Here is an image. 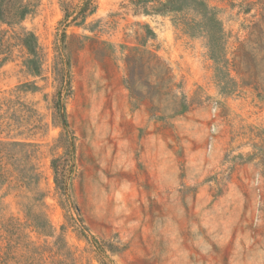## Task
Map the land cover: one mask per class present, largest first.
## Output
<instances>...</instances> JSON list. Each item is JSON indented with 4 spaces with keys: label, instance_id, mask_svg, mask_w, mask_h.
Wrapping results in <instances>:
<instances>
[{
    "label": "rangeland",
    "instance_id": "obj_1",
    "mask_svg": "<svg viewBox=\"0 0 264 264\" xmlns=\"http://www.w3.org/2000/svg\"><path fill=\"white\" fill-rule=\"evenodd\" d=\"M204 1L0 21V264H264V0Z\"/></svg>",
    "mask_w": 264,
    "mask_h": 264
},
{
    "label": "trees",
    "instance_id": "obj_2",
    "mask_svg": "<svg viewBox=\"0 0 264 264\" xmlns=\"http://www.w3.org/2000/svg\"><path fill=\"white\" fill-rule=\"evenodd\" d=\"M64 12L63 19L66 20L71 17L70 21L74 23H82L88 15H91L95 11V0H59ZM3 4L0 3V21L8 25L16 23V21L25 17L31 10L32 0H7V13L3 11ZM132 4L135 9L140 10L142 13H179L184 9L192 10L198 13L206 23L216 21L214 12L207 6L204 0H132ZM200 24V20L195 21ZM208 36L212 39L216 30L211 27L206 29ZM21 43L26 49L27 53L32 57L26 59V63L33 64L34 56L36 55V39L33 33L23 32L21 36ZM66 81V80H65ZM68 85V81L65 82ZM64 108L62 107V124L66 127V121L63 118ZM64 188V187H63ZM102 264H106L102 261Z\"/></svg>",
    "mask_w": 264,
    "mask_h": 264
}]
</instances>
